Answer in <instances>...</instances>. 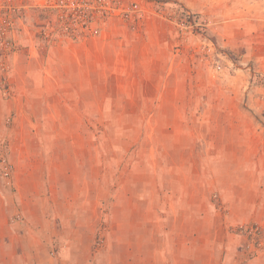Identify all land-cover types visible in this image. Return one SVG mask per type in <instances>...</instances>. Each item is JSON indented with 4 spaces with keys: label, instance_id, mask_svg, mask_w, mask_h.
Masks as SVG:
<instances>
[{
    "label": "rangeland",
    "instance_id": "obj_1",
    "mask_svg": "<svg viewBox=\"0 0 264 264\" xmlns=\"http://www.w3.org/2000/svg\"><path fill=\"white\" fill-rule=\"evenodd\" d=\"M0 10V264H264V0Z\"/></svg>",
    "mask_w": 264,
    "mask_h": 264
},
{
    "label": "trees",
    "instance_id": "obj_2",
    "mask_svg": "<svg viewBox=\"0 0 264 264\" xmlns=\"http://www.w3.org/2000/svg\"><path fill=\"white\" fill-rule=\"evenodd\" d=\"M84 9H80L79 13L78 10H74V11H66V10H61L62 11V15H60V9H55V8H43L41 9V12H46L50 17L51 16H55L56 20H57V25L59 23H63V26H68L70 27L69 30L70 31H76L78 30L77 28H71L72 26H79V28H84L87 27V25L89 23L92 22V19L89 16L84 15ZM83 11V14H82ZM85 11L88 12L87 9H85ZM6 13V11H2L0 10V32H4L5 28V20H7L5 17L4 19L1 17L2 14ZM63 16H65V19H63ZM4 25V26H3ZM62 26V27H63ZM59 27L56 28V32L58 31Z\"/></svg>",
    "mask_w": 264,
    "mask_h": 264
},
{
    "label": "crops",
    "instance_id": "obj_3",
    "mask_svg": "<svg viewBox=\"0 0 264 264\" xmlns=\"http://www.w3.org/2000/svg\"><path fill=\"white\" fill-rule=\"evenodd\" d=\"M14 238V237H13ZM12 239V238H11ZM38 243H41V242H37V241H34L33 242V245L34 244H38ZM37 251L38 250H35L34 248H33V250L32 249H29V251H27V255H30L31 257H36V254H37ZM66 251H69L68 249L66 250ZM15 254V253H14ZM33 264V263H32Z\"/></svg>",
    "mask_w": 264,
    "mask_h": 264
}]
</instances>
